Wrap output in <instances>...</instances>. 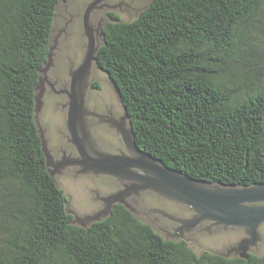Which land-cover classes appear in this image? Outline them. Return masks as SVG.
<instances>
[{"label":"trees","instance_id":"trees-1","mask_svg":"<svg viewBox=\"0 0 264 264\" xmlns=\"http://www.w3.org/2000/svg\"><path fill=\"white\" fill-rule=\"evenodd\" d=\"M63 1L0 0V264H264L196 254L121 206L72 224L33 100ZM263 15L264 0H151L103 28L97 68L119 90L138 148L197 181L264 184V51L252 42Z\"/></svg>","mask_w":264,"mask_h":264},{"label":"water","instance_id":"water-1","mask_svg":"<svg viewBox=\"0 0 264 264\" xmlns=\"http://www.w3.org/2000/svg\"><path fill=\"white\" fill-rule=\"evenodd\" d=\"M149 1L133 0L131 6L141 8ZM89 2L90 0H68L67 3L61 2L56 11L58 28L63 25L64 19L68 18L70 13H84L87 47L79 69L69 75L71 91L68 95L66 113V129L71 137L70 143L78 152V158L67 162H54L47 149L44 133L38 129L41 153L45 160L47 173L70 200V207H67L68 212L70 214L73 210L83 212L82 202L93 198L94 194L89 192L92 189L90 185L84 189L86 180L77 177L94 172L95 175L111 176L122 183L123 201L124 198L147 192L189 210L191 212L189 217H181L176 214L178 209H172L176 212L169 219L177 225V227L175 226L176 231H183V233L178 237L168 235L165 237L163 233L157 231L165 241L183 239L196 254L208 251L229 258L230 254L234 253V257L241 259H247L249 252L257 256H264V184L242 188L222 186L188 178L166 167L161 161L154 159L135 144L125 108L123 109V124L117 127L113 126L123 140L125 154L116 156L103 153L91 140L83 118L87 112L84 98L91 85L90 77L92 82L98 85V88L89 90L91 101L105 99L117 108L120 107L122 101L119 90L114 88L107 74L93 65L96 64L95 55L100 45L88 25V16L100 0H94L87 5ZM64 8L67 12L64 11ZM123 8L125 9L123 6L115 8L121 15L122 21H132L135 17L134 14L128 15L123 12ZM100 40L104 41L101 36ZM53 50L54 47L51 46L46 60L37 70L38 80L34 87L33 97L35 123H37L36 115L41 107L43 94L42 77L51 66ZM92 65L93 72L91 74ZM44 119L46 123L43 122V126L48 128L47 136L51 142H55L58 139V125L61 129L58 117H55L52 124L47 123L46 117ZM70 164L82 170L80 171L81 175L76 177L77 179L72 178L69 173L58 175L60 169ZM112 203H116V201L113 200ZM122 205L134 215L133 209L128 204L123 202ZM108 212L109 210H106L102 218L95 216L89 218V221H102ZM72 224L83 228L87 227V225H80L74 221Z\"/></svg>","mask_w":264,"mask_h":264},{"label":"flooded vegetation","instance_id":"flooded-vegetation-1","mask_svg":"<svg viewBox=\"0 0 264 264\" xmlns=\"http://www.w3.org/2000/svg\"><path fill=\"white\" fill-rule=\"evenodd\" d=\"M93 1L94 0H90L87 5ZM67 2L68 0L63 1V3ZM132 2L133 0H100L90 11L88 25L93 31L95 40L98 41L99 45L103 42L100 40V36L104 39L103 28L111 24L114 17H118L122 20L121 15H119L115 8L125 7V9L123 8V12L128 15L134 14L135 17H133L136 19L142 11L150 5L151 0L141 8L132 7ZM60 3L56 6L49 39V48L51 46L54 47L52 52V63L46 70L45 76L42 77L43 94L41 97V107L36 115L37 123L35 124L37 129L43 131L47 149L54 162H67L78 158V152L70 143L71 137L66 129L68 95L71 91L69 75L73 71L79 69L87 47V37L84 31V13H70L69 17L64 19L63 25L58 28L56 11ZM64 11L67 12L65 8ZM93 65L97 67V64L94 63ZM93 65L91 74L93 72ZM89 82L91 85L84 98L87 112L83 118L90 133L91 140H93L94 144L101 152L122 156L126 152L123 146V140L117 133L115 127L123 124L124 106L119 98L120 107L118 106V108L115 105H111L105 99L91 101L89 99L90 91L93 89L91 77ZM44 117H46L48 124H52L55 117H58V123H60L61 129L58 125V139L55 142H51L47 136L48 128L47 126H43V122L46 123ZM80 171L82 170L79 167L70 164L60 169L58 174L63 175L69 173L74 179L81 178L86 180L84 189L90 185L92 189L89 190V192L94 194L92 195V199L84 201V203L82 202L84 205L83 212L76 210H73V213L71 212L72 221L80 225L91 226L96 221H89V218L95 216L102 218L106 210H109L105 218L107 219L116 207H123L122 203L124 202L133 209L134 216L139 221L151 226L156 232L160 231L165 237H167V235L170 237L182 235L183 231H176L175 228L177 225L169 218L176 212L172 211L173 208L179 210L176 214L181 217H187L189 214L191 215L189 210L174 203L159 199L155 195L148 194L147 192L136 196H130L126 199L124 198L123 201V185L115 178L102 174L95 175L94 172H89L87 175L77 177L81 175ZM113 200H115L116 203H112ZM69 202L70 200L68 199L67 207H70ZM161 237L163 236L161 235ZM242 238H244L243 235Z\"/></svg>","mask_w":264,"mask_h":264},{"label":"rangeland","instance_id":"rangeland-1","mask_svg":"<svg viewBox=\"0 0 264 264\" xmlns=\"http://www.w3.org/2000/svg\"><path fill=\"white\" fill-rule=\"evenodd\" d=\"M261 24H262L261 29L263 28L262 30L260 31L254 30L252 32V36L254 37V39H252V42L254 43L255 48L264 51V15L261 18ZM180 240H183V239H180ZM249 254H252V253L249 252ZM233 255L234 253L230 254L229 257H234Z\"/></svg>","mask_w":264,"mask_h":264}]
</instances>
